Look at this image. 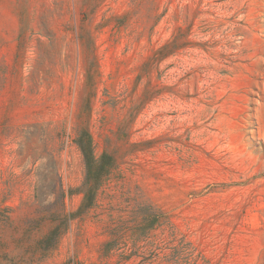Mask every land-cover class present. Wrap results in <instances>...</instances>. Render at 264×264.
Returning a JSON list of instances; mask_svg holds the SVG:
<instances>
[{
    "label": "rangeland",
    "instance_id": "1",
    "mask_svg": "<svg viewBox=\"0 0 264 264\" xmlns=\"http://www.w3.org/2000/svg\"><path fill=\"white\" fill-rule=\"evenodd\" d=\"M0 264H264V0H0Z\"/></svg>",
    "mask_w": 264,
    "mask_h": 264
},
{
    "label": "trees",
    "instance_id": "2",
    "mask_svg": "<svg viewBox=\"0 0 264 264\" xmlns=\"http://www.w3.org/2000/svg\"><path fill=\"white\" fill-rule=\"evenodd\" d=\"M57 233H58V229H55V230L51 233V235L49 236V238H47V241H50V239H51L52 237H54Z\"/></svg>",
    "mask_w": 264,
    "mask_h": 264
}]
</instances>
